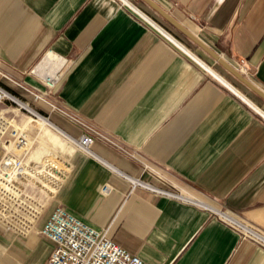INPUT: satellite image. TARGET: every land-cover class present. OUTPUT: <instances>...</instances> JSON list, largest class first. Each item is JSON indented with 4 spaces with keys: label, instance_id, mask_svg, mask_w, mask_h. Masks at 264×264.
Listing matches in <instances>:
<instances>
[{
    "label": "crops",
    "instance_id": "crops-1",
    "mask_svg": "<svg viewBox=\"0 0 264 264\" xmlns=\"http://www.w3.org/2000/svg\"><path fill=\"white\" fill-rule=\"evenodd\" d=\"M139 1L156 25L118 0H0V70L42 92L43 60L50 52L66 58L49 101L118 143L95 139L92 154L77 150L64 175L42 151L34 155L40 170L55 168L48 172L57 180L44 218L65 207L148 264H264L263 248L240 241L204 209L131 190L123 176H142L151 163L190 195L264 232V100ZM153 1L234 68L242 60L243 75L264 92V0ZM0 82L49 117L53 124L37 116L41 143L70 158L46 125L67 139L82 128ZM47 241L0 226V264H44L53 248Z\"/></svg>",
    "mask_w": 264,
    "mask_h": 264
},
{
    "label": "built area",
    "instance_id": "built-area-1",
    "mask_svg": "<svg viewBox=\"0 0 264 264\" xmlns=\"http://www.w3.org/2000/svg\"><path fill=\"white\" fill-rule=\"evenodd\" d=\"M118 1L121 5H125L123 1ZM50 54H52L53 60H48V62L43 64L37 74L46 88L45 91H34L23 83L15 82L17 86L31 93L35 100L47 103L52 110L59 111L68 117L72 123L82 128V132L77 137L68 135L69 140L79 151L92 154L90 148L95 139H102L118 146L116 140L110 135L101 132L85 119L67 111L64 107L49 101L48 94L55 88L64 70L69 65V61L66 58L52 52ZM235 69L241 74L246 73V67L242 60L238 61ZM0 74L7 78L4 73L0 72ZM3 92L9 94L11 98L3 96ZM2 98L12 101L34 117H36V114L40 115L30 108L27 102L21 101L18 97L0 87V99ZM22 104H25L32 112L27 110ZM42 117L48 122V117ZM27 144L28 139L20 133L19 127L11 124L10 121L0 114L1 225L23 237L34 233L37 229V233L53 244L50 256L44 264H148L137 255L130 254L110 238L105 231L89 225L65 207H55L44 218L48 207L42 206L38 209L30 202L28 196L24 197L21 190V183L25 176L33 175V171L30 169L25 172V175L22 173L23 169H25V164L22 163L19 156ZM129 155L135 157V152H129ZM123 176L131 184V190L137 187L142 188L154 195L204 209L218 221L231 228L238 235L240 241H250L264 249L263 231L244 222L228 209L215 208L190 195L180 185L167 178L159 167L151 163H143L142 176L136 177L125 174ZM108 190V186L102 188V191L106 192ZM41 221L40 227L37 228ZM15 264L24 263L17 262Z\"/></svg>",
    "mask_w": 264,
    "mask_h": 264
},
{
    "label": "rangeland",
    "instance_id": "rangeland-1",
    "mask_svg": "<svg viewBox=\"0 0 264 264\" xmlns=\"http://www.w3.org/2000/svg\"><path fill=\"white\" fill-rule=\"evenodd\" d=\"M130 1L134 6L140 8L139 5H141V2L139 0H130ZM0 72L4 73L7 76V78H6L0 74V81L1 80L6 81L7 82L6 85L9 87H12V85H14L15 87H19L15 83V82H19L18 80L14 79L11 75H9L6 72H2L1 70H0ZM227 78H229L231 80V82H233L234 86L238 87L241 90L247 91L241 83H239L237 80L232 78L229 74L227 75ZM0 87L5 89L6 91L11 93L12 95L18 97L21 101L27 102V104L29 105L30 108H32L33 110L38 112L36 109H34V107L32 106L31 103L23 100L21 97L14 94L13 92H11L5 86L4 83L0 82ZM248 93L251 94L250 92H248ZM251 95H253V94H251ZM38 113L44 117H48L46 115H43L40 112H38ZM0 114L5 119L10 121L11 124H13L14 126H18L20 129V133H22V135H25L26 138L28 139V144L25 147V149L20 152L19 157L22 160V163L25 164V169H23L22 173L25 175V172L29 171V169H30L33 171V175H31V176L29 175V177L25 176L24 180L21 183V190L24 194V197L28 196L30 198V202L32 204H34L36 207H38V209L41 208L42 206L48 207V208H46V212H45V214H46L47 210L49 209V207L51 205L52 199L55 195L54 194L55 192L52 193V191H50V188L52 187V189H53L57 183V180L54 179L53 175H49L48 171H52L53 172L52 174L55 175V172H54L55 168L53 169L50 166H44L42 168V170H40V168H38L34 164L35 163V160H33L34 155L37 154L38 151H42L43 157L47 158L48 160L53 161V163L57 164V167H61V170H60L61 174L64 175L67 173L66 163L68 164V162H69L71 165L72 155L78 149H76L74 144L69 139L60 135L56 130H54L49 125H46V127L50 130V132L52 134L57 135L59 137L60 141L64 144V147H66L67 149L68 148L71 149L72 154H71L70 158H68L66 160L64 157L65 151L56 153L55 151L48 149L45 145H43L41 143L42 130L39 129V120L36 117L32 116L29 112L18 107V105H16L15 103H13L12 101H10L8 99H5V98L0 99ZM48 122H51L49 120V117H48ZM67 135H69V134H67ZM29 163L31 164L30 166H29ZM63 166H65V167H63ZM69 168H70V166H69ZM41 223H42V221L38 224L37 228L40 227ZM0 226L3 227L4 229L8 230V231L13 232L12 230L5 228L1 224H0ZM30 235L38 236V238H42V240H45L48 243V241L43 236H41L39 233H37V229L34 233H31ZM30 235H28V236H30ZM18 236L23 237L20 235H18ZM28 236H25V237H28Z\"/></svg>",
    "mask_w": 264,
    "mask_h": 264
},
{
    "label": "water",
    "instance_id": "water-1",
    "mask_svg": "<svg viewBox=\"0 0 264 264\" xmlns=\"http://www.w3.org/2000/svg\"><path fill=\"white\" fill-rule=\"evenodd\" d=\"M146 4H148L153 10H155L159 15H161L166 21H168L171 25L176 27L179 31L184 33L187 37L191 38L198 45L203 47L210 55L215 59L217 63H219L227 72H229L235 79L241 82L243 85L248 87L251 91H253L256 95L264 100V92L253 85L243 74H241L238 70H236L229 63L224 61L221 57L212 52L209 48H207L201 41H199L193 34H191L187 29H185L181 24H179L171 15H169L166 11H164L160 6H158L153 0H143Z\"/></svg>",
    "mask_w": 264,
    "mask_h": 264
},
{
    "label": "bare ground",
    "instance_id": "bare-ground-1",
    "mask_svg": "<svg viewBox=\"0 0 264 264\" xmlns=\"http://www.w3.org/2000/svg\"><path fill=\"white\" fill-rule=\"evenodd\" d=\"M123 1V3L125 5H127L128 7H130L131 9H133L135 12H137L139 15H141L148 23L152 24V25H156L148 16H146L145 14H143L137 7H135L129 0H121ZM163 34L169 39L171 40L175 45H177L180 48H183L187 51L186 48L183 47V45H181L180 43H178L177 40H175L172 36H170L169 34H167L166 32H163ZM190 55H192L189 51H187ZM192 57H194L192 55ZM196 59L197 62H199L200 65H202L205 69H207L208 71H211L208 67L205 66V64H203L202 62H200L196 57H194ZM48 60H53V56L48 55L47 58H45V60H43V62L41 63V66L43 64H45L46 62H48ZM40 65V64H39ZM212 72V71H211ZM214 73V72H212ZM218 74V73H217ZM221 76V75H220ZM225 79V78H224ZM228 83V82H227ZM234 89V88H233ZM235 90V89H234ZM3 96H5L6 98H11L9 96V94H7L6 92H3L2 94ZM21 104V103H20ZM22 106H24L25 108H27V110L31 111L30 108H28L25 104H22ZM32 112V111H31ZM36 114V113H35ZM39 116L41 118H43L42 116L36 114V117ZM45 119V118H43ZM46 120V119H45Z\"/></svg>",
    "mask_w": 264,
    "mask_h": 264
}]
</instances>
